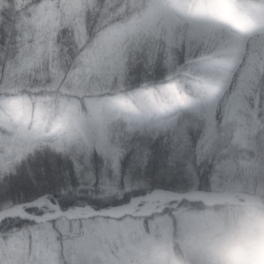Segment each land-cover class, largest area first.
Wrapping results in <instances>:
<instances>
[{
    "label": "clouds",
    "instance_id": "obj_1",
    "mask_svg": "<svg viewBox=\"0 0 264 264\" xmlns=\"http://www.w3.org/2000/svg\"><path fill=\"white\" fill-rule=\"evenodd\" d=\"M50 7L26 4L21 16L43 22L15 37L5 22L0 35V97L17 102L0 104V180L19 176L40 147L60 173L61 195H149L122 204L120 216L85 202L64 210L28 167L30 199L0 192V264H264V0H149L130 10L85 0L71 18ZM14 8L10 0L4 11ZM184 39L200 59L180 65L172 46ZM185 71L196 101L180 94ZM217 110L244 151L231 171L209 169L203 187L193 153L167 155L161 142L158 155L143 138L164 118L211 123Z\"/></svg>",
    "mask_w": 264,
    "mask_h": 264
},
{
    "label": "trees",
    "instance_id": "obj_2",
    "mask_svg": "<svg viewBox=\"0 0 264 264\" xmlns=\"http://www.w3.org/2000/svg\"><path fill=\"white\" fill-rule=\"evenodd\" d=\"M48 1L59 4L61 0H11V2L15 4V8L11 14H6L4 8L10 0H0V17H3V19H0V35L3 34V25L5 22L10 23L12 26L13 37H15L18 27L21 29H27L28 27H32L34 24H39L41 20L37 19V17L33 16L31 13L21 16V9L26 4L40 5L48 3ZM103 2H126L128 10H130L134 5L147 4L149 0H103ZM173 2L179 6L184 3V0H173ZM84 3L85 0L78 1L76 13L82 10ZM86 22L95 26V24L98 23V20L89 18ZM60 34L67 35V31L64 30L62 33H57V35L53 37V41L55 43H58L57 37ZM74 34L73 30V35ZM156 39L164 45V50L168 49V42L157 32ZM2 42L3 41L0 40V43ZM32 42L33 41L29 40V43ZM172 47L173 55L179 57L180 65H184L186 60L187 62H196L199 60L197 57L192 55L189 57L181 46L174 44ZM156 55L159 59L164 56V51H157ZM173 67L176 68V65L174 64ZM193 81L194 78L187 71H185L184 79L179 82L180 85H182L180 88V94L182 97L190 98L191 101H196L197 93L193 90ZM258 106L264 107V105ZM195 120L198 121V123H194L192 119H185L184 121H181L178 117L177 120L169 123L168 119L164 118L162 122H158L160 123L159 127H151L146 130V135L143 136V138L153 144V148L157 150L158 155L160 154L159 145L161 142L167 145V155H172L173 153L176 155H182L189 151L193 153L194 155L192 158L199 165L196 169L195 175L198 177V182L201 187H203L204 184L209 183L211 180L209 169H214L216 158H214V155L206 156V158L202 159L199 158L198 151L201 147L200 141L204 137L205 133H207L208 130L215 128L217 124L214 127L210 126L206 118H201L199 116L195 117ZM221 126L222 125H218L220 135H218L216 141L219 146H227L230 143L231 130L224 133ZM222 133L227 136L226 142L221 139ZM128 160L129 157H125V166H127ZM96 162L97 164L99 163L98 160ZM28 167L34 171L36 180L44 183V191L52 193L54 197L53 203L58 201L60 207L64 210L73 208V206H77L80 202L91 204L96 209L100 210L102 208H110L113 205H122L129 202L134 196L146 194L144 192H130L126 193L122 199L113 198L111 200L94 199V196L97 194L87 191H82L79 195H76L73 192H69L67 195H61L59 191H57V177L60 173L54 170L53 163L50 160L47 150L40 147H37L34 159H32L31 156L29 157L28 166L21 171L19 176H12L10 180H0V192L14 198H20L21 194H23L24 199H30L36 193L37 189L34 187L32 180L29 178ZM57 167H59V165H57ZM3 175L8 177L10 174L6 172ZM71 182L75 187L77 182L74 174L71 178ZM28 210L30 212L37 211L36 208H29Z\"/></svg>",
    "mask_w": 264,
    "mask_h": 264
},
{
    "label": "rangeland",
    "instance_id": "obj_3",
    "mask_svg": "<svg viewBox=\"0 0 264 264\" xmlns=\"http://www.w3.org/2000/svg\"><path fill=\"white\" fill-rule=\"evenodd\" d=\"M79 0H61L59 4H56L55 2L48 1L47 4L51 5L49 8L50 13H55L56 16L60 15V12L62 11L64 15L68 18H71L76 13V7ZM57 5H60L61 7L57 9ZM44 18H41V22H43ZM49 21L51 18H47ZM155 31L160 34L159 26H153ZM161 35V34H160ZM178 46H181L187 55L190 57V45L186 39L184 40H178L177 42ZM176 44V45H177ZM217 44L219 46V40H217ZM217 55L227 58V52H219ZM198 58V57H197ZM200 59V58H198ZM203 59H208V57H204ZM227 122L225 121L224 115L222 113V110H217L213 113L212 121L210 126H215L212 130H208L207 133H205L204 137L201 139V147L199 148V158H206V156H212L214 155L216 158L215 160V167L217 165H221L223 167V170L225 172L231 171L241 160L242 156L241 154L244 151V148L242 146L243 137L237 135L236 130L233 128L230 131V143L227 146H219L218 142L216 141L218 135H220V130H218V125H224ZM146 194L140 195V196H134V197H141L143 198ZM133 198V197H132ZM91 205V204H90ZM114 206V205H113ZM117 206V205H115ZM111 208V207H110ZM99 210V209H98ZM135 215V214H130ZM55 222L53 221V225Z\"/></svg>",
    "mask_w": 264,
    "mask_h": 264
},
{
    "label": "snow or ice",
    "instance_id": "obj_4",
    "mask_svg": "<svg viewBox=\"0 0 264 264\" xmlns=\"http://www.w3.org/2000/svg\"><path fill=\"white\" fill-rule=\"evenodd\" d=\"M16 103H17L16 101L5 100L3 97H0V104H8L9 106H15ZM37 206L38 205L32 204L30 202V203H28L26 205V208L27 209H29V208H35ZM23 219H25V220H31L33 223H36L37 222V217L32 216V215L24 216ZM18 251H19V248H18L16 242H13L12 246L10 247V252H18Z\"/></svg>",
    "mask_w": 264,
    "mask_h": 264
},
{
    "label": "water",
    "instance_id": "obj_5",
    "mask_svg": "<svg viewBox=\"0 0 264 264\" xmlns=\"http://www.w3.org/2000/svg\"><path fill=\"white\" fill-rule=\"evenodd\" d=\"M121 206V205H120ZM120 206H112L111 208H102L100 210H97L95 207H93L94 211L96 214H102V215H107V216H120L122 214H112V213H109V210H111L112 208H115V207H120ZM101 210H103V212H101ZM29 211V210H28ZM30 212V211H29ZM132 214V213H130ZM133 214H136V213H133Z\"/></svg>",
    "mask_w": 264,
    "mask_h": 264
},
{
    "label": "bare ground",
    "instance_id": "obj_6",
    "mask_svg": "<svg viewBox=\"0 0 264 264\" xmlns=\"http://www.w3.org/2000/svg\"><path fill=\"white\" fill-rule=\"evenodd\" d=\"M148 195H149V194L145 195L144 197H147ZM161 195H166V193H165V194H161ZM144 197H143V198H144ZM160 198H161L160 196L154 197V199H155L157 202L159 201ZM119 209H120V207L112 208L111 210H109V213H112V214H122V212H121Z\"/></svg>",
    "mask_w": 264,
    "mask_h": 264
}]
</instances>
